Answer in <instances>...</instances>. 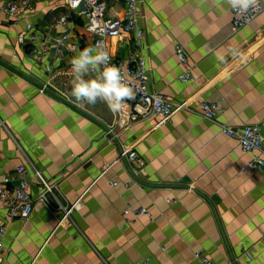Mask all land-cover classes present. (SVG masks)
Wrapping results in <instances>:
<instances>
[{
    "label": "crops",
    "instance_id": "crops-1",
    "mask_svg": "<svg viewBox=\"0 0 264 264\" xmlns=\"http://www.w3.org/2000/svg\"><path fill=\"white\" fill-rule=\"evenodd\" d=\"M108 2L110 14L123 13V0ZM59 17L69 23L54 25ZM0 18L6 123L0 125V182L19 165L29 169L34 197L40 190L31 166L58 181L57 199H37L28 220L8 222L3 264H135L146 257L148 264H196L199 249L213 264H264V168L241 171L252 153L221 129L259 123L264 135V10L233 31L222 0H142L149 87L181 106L159 124L150 117L115 126L114 142L106 130L115 113L102 102L78 104L70 96L76 53L60 57L52 45L45 57H35L31 44L17 41L24 21ZM25 20L44 34L73 32L81 49L91 44L84 19L63 1L41 0ZM106 41L112 54L133 49L130 34ZM179 44L193 65L188 81L180 79ZM217 54L225 55L224 63ZM44 83L51 84L47 92L40 91ZM204 100L219 104L215 120L203 116ZM123 148H134L144 162L137 178L121 158ZM128 205L146 207L151 216L125 215ZM7 219L0 202V223Z\"/></svg>",
    "mask_w": 264,
    "mask_h": 264
},
{
    "label": "built area",
    "instance_id": "built-area-1",
    "mask_svg": "<svg viewBox=\"0 0 264 264\" xmlns=\"http://www.w3.org/2000/svg\"><path fill=\"white\" fill-rule=\"evenodd\" d=\"M41 0H0V15L8 17L12 22L19 23L24 21V27L17 34V41L21 44H31V54L35 57L43 58L53 47L58 56L64 57V51L70 53L81 49V43L77 35L71 31L61 34H44L25 17L35 10L36 5ZM63 1L75 13L85 21L86 30L92 34L91 44L89 46L102 47L108 52L109 63L120 68L124 77V82L133 89L134 98L125 101L121 111L116 112V121L114 126L106 130L107 135H112L110 141L114 142L115 126L126 128L133 123L150 117H157L158 124L171 118L175 111L181 105L176 104L163 93L152 91L149 87V74L146 59L143 55L144 28L139 22L140 3L142 0H123L124 10L119 13L110 14V5L108 0H57ZM264 10V3L253 11L246 14H238L231 10L232 30L237 31L251 24ZM71 15V14H70ZM3 23L0 18V25ZM69 23L68 17H59L54 21L55 24ZM49 33V32H47ZM130 34L133 42V49H130L126 55L112 54L106 39L113 36ZM87 46V47H89ZM175 53L179 62L183 65L184 71L180 75L182 81H188L193 78V65L190 62L184 45H176ZM46 69L51 70L47 65ZM51 86L50 83H44L41 92H47ZM202 114L206 119L215 120L220 106L217 102L204 100L201 102ZM0 125L6 127L5 120L0 116ZM221 129L229 136L238 139L243 151L251 152L252 156L243 165L241 171L254 170L260 171L264 168V135L259 123H248L238 128L221 125ZM125 158L129 163L130 170L137 178L144 170V162L139 153L134 148H123L121 158ZM36 175L37 186L40 190L39 196L34 197L30 192L31 183L28 179L29 169L25 165H19L14 174L5 176L0 182V202L7 209V222L0 223V264L5 262V243L4 237L7 231L8 222L14 218L28 220L32 215L36 200H47L49 195L55 198L54 187L58 181L49 182L35 166H31ZM107 168L103 170L105 172ZM132 181L125 183V187H130ZM114 185L118 182L114 181ZM57 199V198H56ZM60 206L69 215V209L59 202ZM75 207V203L72 205ZM124 214L133 218L141 215L151 216V211L146 207H132L128 205L124 209ZM264 240V233H263ZM196 264H213L212 259L204 253L202 249L193 252ZM149 258L146 257L135 264H148Z\"/></svg>",
    "mask_w": 264,
    "mask_h": 264
},
{
    "label": "clouds",
    "instance_id": "clouds-1",
    "mask_svg": "<svg viewBox=\"0 0 264 264\" xmlns=\"http://www.w3.org/2000/svg\"><path fill=\"white\" fill-rule=\"evenodd\" d=\"M222 3L238 14H246L259 8L264 0H222ZM229 52L233 56L237 54L236 49ZM216 59L224 63L225 55L217 54ZM70 63L73 76L70 96L76 103L95 105L99 101L116 113L123 109L126 100L134 98L120 68L109 63L108 52L102 47L78 50ZM90 73H95V77L87 78Z\"/></svg>",
    "mask_w": 264,
    "mask_h": 264
}]
</instances>
